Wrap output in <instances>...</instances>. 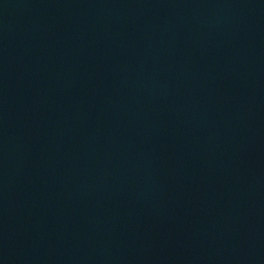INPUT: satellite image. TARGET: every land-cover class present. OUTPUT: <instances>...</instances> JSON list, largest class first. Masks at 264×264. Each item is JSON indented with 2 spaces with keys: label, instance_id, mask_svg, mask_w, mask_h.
Instances as JSON below:
<instances>
[{
  "label": "water",
  "instance_id": "obj_1",
  "mask_svg": "<svg viewBox=\"0 0 264 264\" xmlns=\"http://www.w3.org/2000/svg\"><path fill=\"white\" fill-rule=\"evenodd\" d=\"M0 264H264V0H0Z\"/></svg>",
  "mask_w": 264,
  "mask_h": 264
}]
</instances>
